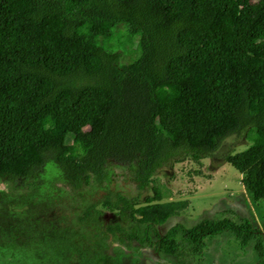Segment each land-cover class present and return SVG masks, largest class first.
I'll use <instances>...</instances> for the list:
<instances>
[{
	"label": "trees",
	"instance_id": "1",
	"mask_svg": "<svg viewBox=\"0 0 264 264\" xmlns=\"http://www.w3.org/2000/svg\"><path fill=\"white\" fill-rule=\"evenodd\" d=\"M217 156L264 208V0H0V264H120L124 241L178 258L225 232L264 264V228L230 208L156 230L188 201L155 171ZM112 164L151 194L105 193L59 227L49 181L74 194Z\"/></svg>",
	"mask_w": 264,
	"mask_h": 264
},
{
	"label": "rangeland",
	"instance_id": "2",
	"mask_svg": "<svg viewBox=\"0 0 264 264\" xmlns=\"http://www.w3.org/2000/svg\"><path fill=\"white\" fill-rule=\"evenodd\" d=\"M240 142V141H239ZM243 144V142H241ZM241 143L234 149H241ZM229 145V141L224 142L225 146ZM222 149V148H221ZM221 150L217 152L219 155ZM221 159L217 156L215 159L202 158L198 163L189 160L188 158L173 164H165L158 168L153 179L159 185L164 186L170 191V197L163 200L185 199L188 201V206L182 214L169 217L164 223L156 226L158 233H164L174 223H180L183 226L189 227L203 218H215L222 209H231L234 214L223 213L224 216H229L233 220H237L242 216L249 219L257 228H264V208L258 206L259 210H255L249 196L241 185V175L234 170L229 164H220ZM48 186L54 190L62 192L61 196L54 199L52 209L48 208V213L52 217L62 219L58 222L59 227L64 228L71 225L79 215L87 203H96L100 201L105 193L120 192L126 196L138 194L139 198H143L147 194H151V190L147 187L144 191H138L131 180V171L125 165H110V173L108 180L101 183H93L92 185L80 189L78 192L71 194L68 188H63L57 178H52ZM22 187V186H21ZM0 189H7V185L0 182ZM59 189V190H58ZM49 191H46L47 194ZM36 196L33 198L35 199ZM48 198V195H47ZM35 208V206H34ZM20 211V210H18ZM108 215L106 218H109ZM238 217V218H236ZM122 226L129 229L131 225L129 221L119 218ZM34 221V220H33ZM108 222V221H107ZM93 222H89L83 229L75 226L76 238L84 241L78 233L90 235L93 233ZM69 232V231H67ZM74 235V233H71ZM152 237V234H150ZM219 242V244H218ZM206 247L204 252L195 254H184L178 258L166 257L162 253H158L151 247H143L139 250V254L135 249V242L132 241L131 248L128 249V242L124 241L120 244L123 252L120 257V264H134V259L138 260L136 264H176V259H179V264H251L253 258L252 241L240 246L233 240L232 235L227 232L216 235L212 238L205 239ZM221 243V244H220ZM117 244L116 246H118ZM217 245V246H216ZM228 251L229 254L225 253ZM67 260L65 264H77L69 255L74 254L72 250H66ZM76 255H74L75 257ZM97 264H104V259L99 260Z\"/></svg>",
	"mask_w": 264,
	"mask_h": 264
},
{
	"label": "clouds",
	"instance_id": "3",
	"mask_svg": "<svg viewBox=\"0 0 264 264\" xmlns=\"http://www.w3.org/2000/svg\"><path fill=\"white\" fill-rule=\"evenodd\" d=\"M245 190V189H244ZM227 210H229V209H227Z\"/></svg>",
	"mask_w": 264,
	"mask_h": 264
}]
</instances>
